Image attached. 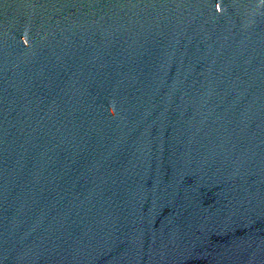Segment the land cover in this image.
Segmentation results:
<instances>
[{
	"label": "water",
	"instance_id": "obj_1",
	"mask_svg": "<svg viewBox=\"0 0 264 264\" xmlns=\"http://www.w3.org/2000/svg\"><path fill=\"white\" fill-rule=\"evenodd\" d=\"M0 264H264V0H0Z\"/></svg>",
	"mask_w": 264,
	"mask_h": 264
}]
</instances>
